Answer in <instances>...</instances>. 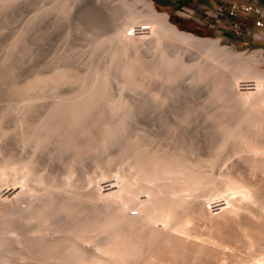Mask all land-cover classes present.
<instances>
[{
    "label": "bare ground",
    "instance_id": "obj_1",
    "mask_svg": "<svg viewBox=\"0 0 264 264\" xmlns=\"http://www.w3.org/2000/svg\"><path fill=\"white\" fill-rule=\"evenodd\" d=\"M88 1L115 11L120 6L127 7L131 11L132 19L140 18L142 20L136 24L145 26V22H149L153 25V31L155 30V33L160 36L167 35L171 39L213 58H223L231 65L233 81L242 74H249L251 72L250 67L263 59L259 49L245 54L219 45L218 39L199 37L193 33L180 30L168 20L166 13L158 12L155 9L151 0ZM138 5H142L144 8L143 13L138 11L141 7L136 9ZM59 9L62 10L63 8ZM46 14L47 11H44L43 14L36 17L34 15L35 18H32L34 20L40 19ZM59 15L60 13L55 15L57 23L60 22L58 17L63 14ZM150 25L149 28H152ZM25 33L22 32L13 41L9 55L17 50L19 42L26 36ZM94 48L96 47L94 46ZM155 49L159 51L157 64L163 67L165 74L169 76L170 83H177L187 71H195L200 67L207 68L206 64L204 65L200 61L186 64L182 57L173 60L159 46H156ZM123 50L125 51V49ZM6 58L11 57L6 55ZM6 62L8 63V61ZM6 62L3 64L5 65ZM93 69H91L90 76L87 74L83 77L81 88H76V85L74 89L73 86H71L72 88L70 86L60 87L58 83L57 85L50 84V86L41 87L39 89L42 90H38L39 86L36 87L35 84L38 83L39 76L26 81L23 85L11 86L8 94L17 99L16 103L7 104L8 106L0 112V124H3L4 119H6L11 125V129H7V131H3V125L1 131L0 126V137L3 136L0 139H3V143L7 142L11 160V163H8L10 165L8 170L0 167V183L4 178H8L10 182H14L10 184L21 186V189L5 205V207L8 206L6 211L10 209L12 211L9 212L13 214L9 215L8 213L7 219L4 222L1 221L2 227L9 225L13 229H19L16 225L20 224L21 229H24L23 227L27 229L26 227L29 226L27 232L33 229V232L42 233L52 227L64 232H57L56 229L60 235H53L54 238H51L52 236L47 238L48 234H46L47 237L46 235L41 236L42 234H37L40 236L34 234L35 236L32 238V235L29 236L30 238L27 235L26 243L27 241L29 243H24L26 245L23 250L24 253H28L27 257L28 255L31 258L35 257L38 264H140L142 262L182 264L183 262L178 261V259H184L188 253H191L188 251H193L190 250L193 243H187L186 238L196 240L197 232H194V224L199 219H206V227L209 226V229L205 230L203 236L201 235L193 244L194 251H197L196 255L192 252L196 261H198L200 253L209 256L206 261L209 260L211 253L206 255V252L222 251L224 247L229 245V242L231 244V241L234 244L240 243L243 247L249 248L248 251L255 247L262 248V244L264 246V191L262 184L264 183H259L257 179H255L256 182H253L251 179L254 177H249V180L246 174L251 176L250 173L254 174L258 171L263 174L264 172L263 158L254 157L258 151L262 154L263 151L261 150H264V132L260 129H254L253 135L245 134L238 139L236 137L232 139L230 132L227 133V136L223 134L224 137L219 135L220 139L217 141L216 138L217 142L213 141V143H217L214 144V149L212 148L215 153L208 147L203 149L206 152L210 150L209 152L214 154L215 159L203 156L201 153L199 156L196 151L200 150H198V146L201 144H197L198 146L195 147L197 149L193 148V145L191 148V144L190 147H187V143H191V141L187 142L186 140L184 143L186 138L181 135L185 131L183 127L187 123L186 114H189L190 111L186 107L181 109L176 106V103H173L180 89H164L163 94L159 95L160 97H155L153 93L137 92L134 94H139L141 99L139 101L136 98L139 103L136 102L135 104L134 98L125 97L123 94L125 90L130 92L137 87L135 88L130 85L131 82L123 80L122 85L118 87L119 95L110 101L112 91L110 93L109 78H107L109 66L99 73L98 69L96 71ZM65 73L61 71L59 74ZM69 73L66 74V78L69 77ZM73 73L71 72V74ZM62 75H58V78ZM89 77L93 78L90 82L88 81L90 80ZM53 78L56 79L57 77ZM60 79L58 81L61 82ZM252 80L254 81V79ZM260 81L264 82V80ZM236 82L233 84L236 85ZM258 83L253 84L259 86L260 89L257 88L259 102L264 103V85ZM140 88L142 87L138 89L140 90ZM141 91L143 90L141 89ZM212 93L211 95H213ZM245 97L249 102L248 106L246 104L244 106V103L241 102L234 103L233 105L240 106L242 110H236L237 112L232 110L238 115L235 116L238 120H232L235 117H232V113H228L231 115L228 123L235 121L236 124L234 125L239 126L240 122L253 118L254 113L252 111L256 107V102L252 95L247 94ZM168 101L170 105H166ZM141 111L149 112L150 117L138 118ZM180 113L183 114V117L180 116ZM257 117L253 118L254 122L263 125L264 123ZM8 121L7 125H9ZM235 122L229 125H233ZM219 123H224L223 126H229L226 125L227 121L226 123L225 121ZM232 128L231 126V130ZM222 130L224 132V129ZM245 130L247 131L246 128ZM219 132L218 134L222 133ZM4 137L7 138L6 141ZM156 137L161 138V145L157 147L153 145L157 142ZM152 140L156 142L152 144ZM1 143L0 141V147L3 144ZM213 143L208 146L211 148ZM109 146L118 147L110 158L122 157L127 162V168L122 172V175L115 174L113 176L111 174L113 179H109L111 176L107 177L108 180L105 179L102 184L104 187L102 193L99 192V188L101 189L102 186L97 185L98 190H93V186L83 193L70 189L72 191L57 197L53 191L59 185L55 179V171L58 165L65 168L69 174H73L79 165L86 162V153L92 152L98 157V154ZM218 149L220 151L226 150L223 151V153L226 152L223 157L220 152L216 153ZM190 151L194 152L191 153ZM234 154L239 156L231 157ZM208 155L210 156L209 153ZM220 155L221 159H219ZM229 157L231 159L235 157V159L227 161ZM217 160L220 161L221 165L218 163L217 166ZM100 164L99 161L97 178L98 176L103 178L109 172L108 168L103 169L99 166ZM39 169H44L46 173H40ZM214 169L217 170L216 173L213 172ZM244 169L247 170L246 173ZM257 173L255 177L258 176ZM8 174L9 176H5ZM91 181L89 179V183ZM262 181L264 180L262 179ZM63 185L67 186L68 182ZM201 191L204 193L208 191L206 193L209 197H219L226 194L223 198L227 199V204L230 205L228 204V208L224 209L223 206H220L221 203L215 204V209L223 211H220L221 213L217 211L219 214L216 213V217L214 213L213 216L209 214L210 217L206 218L205 206L203 207L201 200V202L198 201L200 197L203 198ZM89 207H92V212L87 214L83 210ZM130 209H133L134 213H130ZM13 211L19 215L18 217L15 216L20 220L10 221V216H14ZM156 223L157 226H155ZM229 223L235 224L236 230L234 228L231 230L234 229L236 233H231L232 235L228 234L229 228H225ZM31 225L32 227H30ZM28 233L32 232L29 231ZM26 237H23L24 241ZM90 243L93 246L89 245ZM143 244L145 247H142ZM148 253L150 255H147ZM251 254L254 255L253 252L246 253V251L235 253V255L232 253V255L227 256L232 259H228L231 263L228 261L225 263L224 257L219 256L221 255L219 254L215 255L216 258L212 261L217 264H236L237 262H239L237 264H255L258 261L264 263V257L253 261ZM192 256L190 258L189 255L187 258L193 260ZM250 257L251 259H249ZM235 259L237 262H234ZM199 262L201 263V261ZM214 263L212 262V264Z\"/></svg>",
    "mask_w": 264,
    "mask_h": 264
},
{
    "label": "rangeland",
    "instance_id": "obj_2",
    "mask_svg": "<svg viewBox=\"0 0 264 264\" xmlns=\"http://www.w3.org/2000/svg\"><path fill=\"white\" fill-rule=\"evenodd\" d=\"M11 1L10 0H2V1L0 0V7H1L0 8V112L4 108H6V106L10 104L12 105L14 102L16 103L17 99L13 97V95L8 94L11 86L23 85L26 81L32 80L33 78L39 76L38 81H37L38 83L36 82L37 84H35L36 87L39 86L38 90H42V89H39L41 87H45L48 85L50 86V84L57 85L58 83H59L58 86L60 85V87L73 86V89H74L76 85V88H81L80 86L82 85L81 82L84 79L83 77L86 76L87 74L88 76H90V74L92 73L91 69L94 68L93 70L95 71L98 69L97 71L99 73V71L100 72L102 70L104 71V69L107 66H109V76L107 78H109L108 88L110 90V93L112 91L111 96L109 98L110 101H112L114 98H116L119 95L118 87L122 85L123 80L124 81L127 80L126 82H131V84L130 83L128 84L133 85L135 88L137 87V89L130 91V92L128 90H125L126 92L124 91V94H123V96L125 97H131L132 99L134 98L133 101L135 104L136 102L139 103L138 100L141 99V96L139 94L137 95L134 93H137V92L145 93V94L153 93L155 97H160L163 94L164 89H167V88H170V89L177 88L178 90L180 89L178 91V94L176 95L177 100L175 99L174 100L175 102H173V100L171 101L170 99V101L173 102L174 104L176 103L177 107L181 109H183V107L185 109L186 107L190 111L189 114H186L188 118H186L185 116L187 123L183 127L185 131L182 132L181 135L182 137L186 138L185 141H183L184 143H186V140L187 142L191 141V143L190 142L187 143L189 145V146L187 145V147H190V144H191V148L193 146H194L193 148H195L199 144L202 145V146L201 145L198 146V150L200 149L199 150L200 152L195 150L196 152L199 153V156L201 153L203 156L213 157V159H215L214 154H213L215 152L213 149L215 147L214 144L215 145L217 144L215 142H217L218 139H220L219 135H222L221 137H224V135L227 136L228 135L227 133L230 132V136L232 139H235V137L238 139L239 137L244 136L245 134L253 135L252 133L255 132L253 131L254 129H260L264 132V124L262 125V124L256 123L254 122L255 120H253V118L255 119L256 116H258L257 119L259 118V120L264 123V103L259 102V98H258L259 96L257 93L259 92L258 89L260 88L258 85H254V84H257V82H259L258 84L261 83L262 85H264V82L260 81V80H264V43H263L264 38L260 36L261 34L256 35L257 37H254L255 36L254 34H258L259 27H254L250 29L248 32H246L247 30L243 27H239V28L231 27L229 23L231 18L229 16H227L225 19L217 20L216 15L214 14V8L217 5V0H184V5L192 8L193 12L195 13L194 15L184 13L182 10H180L182 11V14L178 15L177 13H174L172 11L171 7H165L164 5H160L154 2L153 0L151 1L155 9L158 12L166 13L168 20L174 25H176L180 30L193 33L199 37H209L213 39H218L219 45L229 47L237 52H243L245 54L251 53L254 50H258V49L261 50L263 59L259 60L258 62H256L257 64L255 63L250 67L251 72H249V74L248 73H246L245 75L242 74L239 76V78L234 79V81L231 78L233 74L231 65L226 60H224L223 58H217V57L213 58L212 56L205 55L199 52L198 50H195L187 45H184L182 43H179L176 40L171 39L167 35L160 36L155 33V30L153 31V25L149 22H145V26L136 24V23H139L138 21H142V20H140V18L132 19L130 15L131 11L127 7L120 6L116 8V11L109 10V9L103 8L104 6H99L96 3H92V1H88V0H14L16 3L13 0ZM59 8H63V9L60 10ZM137 8L138 9L140 8V9L138 10ZM136 9L142 13L144 11V8L142 7V5L136 6ZM206 10H209V13H205ZM44 11L45 12L47 11V14L44 15L42 18L40 19L36 18L35 20L32 18L34 17V15L36 17L39 14H43ZM57 13H60L59 16L63 14L61 17H58L60 18L59 23H57L55 20V17H56L55 15ZM239 14L240 13H238V15ZM130 19L133 21H131ZM247 19H249L248 16H247ZM234 20H238V18L237 19L234 18ZM143 21H146V20H143ZM150 24L152 25V28H149ZM64 30H66L67 32ZM22 32L25 33L26 35L25 38L19 42V45L16 48L17 50H15L12 55H9L10 47L13 41L17 39L18 36L22 34ZM156 37H159V38H156ZM94 46L96 48H94ZM156 46H159V48L164 50L167 56L173 60H175L177 57H182V59L184 60L186 64L200 61L204 65L206 64L205 66L207 68L205 69V67H200L199 69L195 71H187L179 78L177 83H170L169 78H168L169 76L165 74L163 67L157 64L158 57H159L158 56L159 51L155 49ZM123 49H125V51ZM114 52L117 54H115ZM6 55L7 57H11V58L7 59ZM3 59L4 60L7 59L6 61H8L9 64ZM4 62H6L5 65L7 64L8 65L5 66L3 64ZM2 64L4 65V67ZM91 64L93 65L91 66ZM61 71L66 72V73L63 75L59 74L61 73ZM70 71L72 73L74 71L73 73L74 76L73 74H71ZM67 73H69L68 78H66ZM58 75H62L63 77L61 76L62 77L61 78L59 76L61 78L60 79L58 78ZM52 76L57 77L58 78V79L56 78L57 81L60 79L61 82L60 81L57 82L56 79L53 78ZM257 78H258V81L256 82ZM89 79L90 80L88 81L90 82L93 78L89 77ZM252 79H254V81ZM251 80L253 81L254 84L252 83ZM235 81H237L236 85H234ZM138 86L142 88H140L139 90ZM141 89L143 91H141ZM247 91H251V92H247ZM211 93L213 95H211ZM247 94L252 95L253 100L256 102V107L252 111L254 113L253 118L251 119L249 118L247 120L240 122L239 126L234 125L236 124L235 121H232V122H235L233 123V125H229V124H232V122L230 121V123H228V120L231 119V115H228V113L229 114L232 113V117L234 118L237 115L236 110L238 111L242 110L240 106L239 107L241 109L238 106H235L233 104L237 102L244 103V106L245 104L246 105L249 104V102L245 99L246 98L245 96ZM136 98H138V100ZM239 98L241 101L239 100ZM235 99H238V100H235ZM166 105H170L169 101L167 102ZM232 110H235L236 112L235 111L233 112ZM148 113L141 111L138 118L143 117L141 119H144L145 116L150 117ZM180 116L183 117V114L180 113ZM222 117L224 120L221 119ZM236 118L237 117H235L232 120H238ZM176 120H174V122H176ZM7 121L8 120L4 119L3 124L2 123L0 124L1 131L3 128H4L3 131L5 130L7 131V129L8 130L11 129L10 127L11 125L9 124V121H8L9 125H7ZM224 121L225 123L227 121L226 125H229L230 127L223 126L225 125L224 123L223 124L219 123V122H224ZM231 126L233 127L232 130H231ZM176 127H177V124H176ZM245 128L247 129V131L245 130ZM222 129H224V132ZM248 130L251 132V134ZM244 131L246 132L244 133ZM218 132L219 133L222 132V133L218 134ZM231 132L233 133L231 134ZM216 133L218 136L216 135ZM169 134H172V132L171 133L169 132ZM5 137H4V140L7 139ZM0 138H3V136ZM216 138H217V141H216ZM160 140L161 138L156 137L157 142L152 140L153 141L152 144L156 142L153 145L157 147L158 145H161ZM0 141L3 143V139H0ZM213 141L215 142L213 143ZM209 142L213 143L211 148L210 146L212 143L210 144ZM209 144L210 146H208ZM207 147L209 149L213 148L211 150L213 151V153L209 152L210 150H207L210 156L208 155L206 150H203V149H206ZM117 148L118 147H115V146L113 148L112 146H109L107 149H104L105 151L102 150L98 154V157L92 152L86 153L87 155L86 162L82 165H79V168L76 169V171L73 174H69L65 170V168H63L61 165H58L55 171V179L59 185L56 186L55 188L56 190H54L53 192H55L58 197L59 195L62 196V194H64L65 192L72 191L70 189H73L75 192H78V193L79 192L83 193L93 186L94 187L92 188L93 190H98L97 185L102 186L101 189L99 188V192L101 193L102 191L104 192L103 190L104 187L102 184L105 181V179L108 180L110 176L111 177L109 179L111 178L113 179V176L115 174L122 175V172H124L127 168V162L124 161L122 157H119L116 159L114 157L113 159L110 158V156L113 155L115 151H117ZM223 151H226V150H223ZM223 151H220V149H218L216 153L220 152V154L223 157L225 155L224 153H226V152L223 153ZM261 151H263L262 154L260 151H258V153L254 155V157L259 158V159L263 158L264 160V157H263L264 150H261ZM190 152L192 153L194 151H190ZM198 153L197 154L195 153V155H198ZM221 155H220V158L219 156H217V158L221 159ZM235 155L236 154L232 155L231 157ZM237 156L239 155L237 154L236 157ZM230 159L231 158L229 157L227 161H230ZM232 159H235V157ZM218 160H217V166L220 164L219 163L220 161ZM99 161L101 163L99 166L103 169L108 168L109 172L105 176H103V178L98 176L99 178L98 179L97 174L99 173L98 172L99 171L98 170ZM9 162L11 163L10 153H9V148L6 142V143H3L2 146L0 147V167L8 170L10 168L9 167L10 165L8 164ZM214 170L215 171L213 172L216 173L217 170L216 169ZM39 172L43 174L46 173L44 169H39ZM246 172L247 170H245V173ZM257 172H255L254 174L250 173L251 176L246 174V177H248V179L249 177L250 178L254 177L251 179L253 182L254 181L256 182L258 180L259 183H262V182L264 183V181H262V179L264 180V172L263 174L260 172L261 176H260V173L259 172L257 173ZM256 173L258 175L256 177H261L259 178L260 180L255 177ZM5 176H9V174ZM95 178L98 181H96ZM89 179L92 180L90 183H89ZM4 180L0 183V203H1L0 204L1 205L0 206V209H1L0 210V262H3L4 264H24V263L38 264L35 257H32L34 259H32L29 255L27 257L28 253L26 254L23 251L25 249L24 246L29 243L28 241L26 243V239H27L26 236L28 235L29 237L32 235L31 236L32 238L33 236L37 234H40V235L42 234L41 236L43 235L45 236L46 234H48L49 236L46 235V237L48 236L47 238H50L51 236H52L51 238H54L56 234H58V236L60 235V233H57V232H60L61 230H58L57 228L52 227L53 229L50 228L51 230L48 229L49 231L46 230L42 233L38 231H34L35 232L34 233L33 229L30 228L31 230H28V232L30 231L33 233L32 234V233L27 232V229L29 226L26 227L27 229H25V227H23L24 229H21L22 228L21 225L17 223H16L17 224L16 226L19 229H13L9 225L2 227L3 223L1 221L4 222L5 219H7L6 216L8 215V213L9 215L13 214L12 212H9V211H12L10 209L6 211L8 209V206L5 207V205H7L8 204L7 202H10V199L13 196H15V194L18 192L19 189H21V186L19 184H15V185L10 184L14 182L12 181L10 182L8 178H4ZM66 182H68V185L67 186L63 185ZM262 189L264 191V184H262ZM206 192L208 193V191H205V193L201 191V195L203 194L202 195L203 198L200 197V199L198 200V201L200 200L202 201L200 202L202 203L203 207L205 206L204 208L206 209V212L208 213L207 215V213L205 212L206 218L210 217V215L213 216L214 213L216 217V213L218 215L219 213H221L220 211H223V210L219 211L218 209H215L216 208L215 204L221 203L220 206L221 207L223 206L222 208L224 209L228 208L229 203L227 204V201H226L227 199L223 198V196L226 194L219 196L220 198L218 196L216 197L212 196L213 197L212 198V197H209V195H207ZM206 197H209V198H206ZM3 206L5 209L3 208ZM83 211L89 214L92 212V207H89ZM13 212H14V216L13 215H12L13 217L10 216V221L13 222V220H15L16 222V220H20V218H17L19 215L15 213V211ZM129 212L134 213V210L130 209ZM206 222H207L206 219L196 220V223L194 224L195 225L194 232H197V234L195 233L197 235L196 240L195 239L193 240L191 238H186L187 243L194 244V242H197V239H199L201 235L203 236L204 231L209 229V226L206 227L207 225ZM230 224L231 223H229V225ZM157 225L158 224L156 223L155 226ZM231 225L229 227L224 226L225 228H229V232L228 231L227 232L230 235L236 233L235 231L236 229L234 228L235 224H233L232 226ZM30 227H32V225ZM232 228H234L235 230L234 229L231 230ZM56 229H57V232H56ZM179 234L182 235V233H179ZM40 235H37V236H40ZM23 237H26L25 241ZM188 239H191V240H188ZM24 243L26 244L24 245ZM193 244H191L192 246L190 245L191 247H193V249H191L190 247V250H193V251H188L191 253L190 254L188 253L187 254L188 256L186 255L187 257H189L190 255V258H191L193 254L195 255L197 254V251L196 252L194 251ZM89 245L93 246V244L91 243ZM142 247H145L144 244L142 245ZM256 248L257 247L252 248L253 250L250 249L248 251L249 248L247 249V247H243V245H241L240 243L234 244L233 241H231V244L229 242V245L224 247L222 251L216 250L215 252L214 250V252H206L207 253L206 255L208 254L210 255L211 253L210 259L207 261L206 259H208L209 256H205L204 255L205 253L204 254L200 253L201 255H198V261L194 259V255L192 256V259L194 261L190 260L187 257L184 258L186 260L182 259L186 262L182 261L181 259H178V261L183 262L182 264H193V263L194 264H212V262L213 263L215 262L212 260L213 259L215 260L216 256L221 254L219 256L224 257L223 261L227 263L226 261L230 262L229 260H232L227 256L232 255V253L234 255L235 253H244L245 251L246 253L253 252L254 255L253 254L251 255H253L252 258L254 260L253 259L252 260L256 261L264 257V246L262 244L263 249L262 248L256 249ZM233 250L236 252H234ZM257 250H260V251L257 252ZM149 253L147 255H150ZM202 255L204 256L202 257ZM212 256L213 257L215 256V257L213 258ZM249 259H251V257ZM249 259L247 260L249 261ZM252 260H250V262H252ZM199 261H201V263ZM235 261L237 262L236 259L234 260V262ZM3 263H0V264H3ZM145 263L149 264L150 262L149 263L142 262L140 264H145ZM214 264H217V263H214Z\"/></svg>",
    "mask_w": 264,
    "mask_h": 264
},
{
    "label": "built area",
    "instance_id": "obj_3",
    "mask_svg": "<svg viewBox=\"0 0 264 264\" xmlns=\"http://www.w3.org/2000/svg\"><path fill=\"white\" fill-rule=\"evenodd\" d=\"M180 10L184 13L194 15L193 9L181 5ZM241 10L245 13H252V25L256 27H264V3L257 1H243L238 2L236 0H217V5L214 8V14L216 15L217 20L225 19L227 16L231 18L230 25L233 28L243 27L248 32L250 30L249 24L244 21L234 20L237 16V12ZM205 13H209V10H206ZM233 18V19H232ZM255 264H264L262 261H258Z\"/></svg>",
    "mask_w": 264,
    "mask_h": 264
},
{
    "label": "crops",
    "instance_id": "obj_4",
    "mask_svg": "<svg viewBox=\"0 0 264 264\" xmlns=\"http://www.w3.org/2000/svg\"><path fill=\"white\" fill-rule=\"evenodd\" d=\"M236 1L243 2V1H252V0H236ZM253 1L263 2L264 3V0H253ZM157 3L160 4V5H164L165 7H171L172 11L174 13H177L178 15L182 14V11H180V6L184 5V0H174V1L173 0H159ZM238 13H240L239 14L240 16L238 15ZM247 16H248L249 19H247ZM237 18L240 21H244L245 20V23L249 24L250 29L256 27V26L252 25V19H253V14L252 13H245V12H242L241 10H239L237 12L236 19ZM258 29H259V32H258V34H254L255 35L254 37H257L256 35H260L261 34L260 36H262L264 38V27H259Z\"/></svg>",
    "mask_w": 264,
    "mask_h": 264
},
{
    "label": "trees",
    "instance_id": "obj_5",
    "mask_svg": "<svg viewBox=\"0 0 264 264\" xmlns=\"http://www.w3.org/2000/svg\"><path fill=\"white\" fill-rule=\"evenodd\" d=\"M153 1L157 3L159 0H153Z\"/></svg>",
    "mask_w": 264,
    "mask_h": 264
}]
</instances>
